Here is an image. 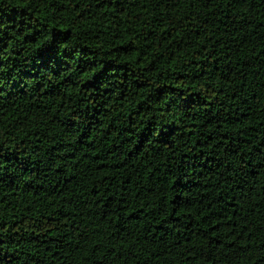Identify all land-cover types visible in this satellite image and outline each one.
Masks as SVG:
<instances>
[{
    "label": "trees",
    "instance_id": "1",
    "mask_svg": "<svg viewBox=\"0 0 264 264\" xmlns=\"http://www.w3.org/2000/svg\"><path fill=\"white\" fill-rule=\"evenodd\" d=\"M18 11L0 7L10 32L28 31ZM127 11L133 31L177 23L176 55L145 70L153 49L125 51L132 31L105 14L70 38L73 67L98 71L41 96L50 68L13 70L18 114L44 119L4 149L0 264H264V0H196L159 27Z\"/></svg>",
    "mask_w": 264,
    "mask_h": 264
},
{
    "label": "snow or ice",
    "instance_id": "2",
    "mask_svg": "<svg viewBox=\"0 0 264 264\" xmlns=\"http://www.w3.org/2000/svg\"><path fill=\"white\" fill-rule=\"evenodd\" d=\"M5 3L18 9V14L26 16L30 23L25 25L28 31L21 29L19 33L10 32L9 27L4 23L3 16L0 15V163L4 159L5 148L18 147L14 141L19 131L27 127L29 123L35 124L37 120L44 119V114L40 112L25 111L22 115L18 114L19 106L16 102L22 98L19 93L30 85L17 71L19 83L16 87L11 86L8 81L13 78L14 69L30 67L31 63L37 60L40 61L41 66L50 68L53 75L41 76L42 83L39 87L47 86L44 92H39L37 89L38 95L41 96L48 95L59 87L60 81H66L72 75L79 77L89 71H98L90 61L73 67V62L79 59L77 56L79 42L78 39L70 38L78 37L81 32V27L78 25L81 22L85 24L88 20L95 22L96 17L103 18L105 14H108L117 25H124L125 33L132 31V35L123 41L126 45L125 51L139 49L136 51V58L139 60L147 57L149 49H153L152 59L147 60L145 65V70H149L153 60L165 58L166 53L169 60L176 55L172 50V45L184 42L183 37L177 41V38L172 35L178 30L179 25L170 22L168 27H162L157 34V28L152 27L148 22L146 32L143 30V24H141V30L133 31V25L128 20L127 9L140 7L145 12L151 9L153 19L159 21V27L166 19H174L182 11L184 15L179 17L180 20L188 19L189 13L185 9L190 10L196 7V0H0V7H3ZM93 9H96L95 14L92 12ZM132 15L137 21L140 20L139 13ZM69 16L71 19H68ZM122 16L123 19H121ZM115 35L120 36L122 33L117 31ZM148 37H154V39H148ZM165 40L168 41L167 44L164 43ZM137 41L141 43L137 44ZM198 50L194 49V51ZM21 53H24L23 58L19 63H15V60L21 57ZM184 62V54L181 53L178 60L173 63L184 64ZM176 71H180L179 67ZM62 72L67 73L68 76L61 75ZM152 98L151 95L145 97L146 100ZM178 100L179 96L171 98L169 107L178 105ZM14 131L16 136L13 135ZM0 180H3L2 175H0ZM4 227V222L0 220V230ZM3 245L4 240L0 233V251ZM103 261L104 257H100L98 264H103Z\"/></svg>",
    "mask_w": 264,
    "mask_h": 264
}]
</instances>
